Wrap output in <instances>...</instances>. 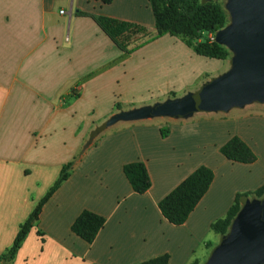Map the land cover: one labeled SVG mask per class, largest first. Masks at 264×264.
Wrapping results in <instances>:
<instances>
[{
	"label": "crops",
	"instance_id": "obj_1",
	"mask_svg": "<svg viewBox=\"0 0 264 264\" xmlns=\"http://www.w3.org/2000/svg\"><path fill=\"white\" fill-rule=\"evenodd\" d=\"M61 5L70 9L68 19ZM99 15L156 28L150 0H0V262L64 165L76 159L11 264H140L166 253L169 264H203L197 252L208 246L212 223L238 193L264 184V114L250 122L156 117L172 119L166 137L160 125L144 122L154 118L121 120L91 139L119 101L159 91L164 81L160 54L136 68L134 57L149 44L123 56ZM234 135L253 149L255 162L221 153ZM133 161L147 166L152 186L144 194L124 173ZM202 165L214 171L209 190L184 224L170 223L159 202ZM85 209L106 217L93 243L71 229Z\"/></svg>",
	"mask_w": 264,
	"mask_h": 264
},
{
	"label": "trees",
	"instance_id": "obj_2",
	"mask_svg": "<svg viewBox=\"0 0 264 264\" xmlns=\"http://www.w3.org/2000/svg\"><path fill=\"white\" fill-rule=\"evenodd\" d=\"M103 1L109 3L112 0ZM150 2L155 17L156 36L133 46H131L133 41L130 36L141 34L145 37L148 34L147 27L105 15L95 17L106 34L123 50V56L130 55L150 40L170 34L180 36L184 43L198 55L218 60L229 58L230 50L215 41L216 33L228 23V14L221 0H212L207 3H203L202 0H150ZM117 109H121L119 104ZM161 134L163 137L168 136L169 129L161 128ZM220 150L233 162L253 163L257 160L253 149L237 135L232 136ZM75 160L64 165L57 180L20 225L13 244L2 255L0 264L13 262L31 228L39 220L43 206L69 178ZM124 173L136 193L144 194L151 188L152 182L145 162L133 161L125 164ZM214 176V171L205 165L194 170L159 202L163 217L172 224H184L209 190ZM248 195L263 197L264 184L256 190L238 193L235 203L226 216L212 223L213 231L220 235L229 231L232 221L241 209V198ZM105 223V216L85 209L75 219L71 229L86 242L93 243ZM169 259L170 255L166 253L147 259L140 264H169ZM189 264H199V261L195 260Z\"/></svg>",
	"mask_w": 264,
	"mask_h": 264
},
{
	"label": "water",
	"instance_id": "obj_3",
	"mask_svg": "<svg viewBox=\"0 0 264 264\" xmlns=\"http://www.w3.org/2000/svg\"><path fill=\"white\" fill-rule=\"evenodd\" d=\"M227 8L232 24L219 30L215 41L238 54L230 71L182 97L117 112L92 133L91 139L121 120L188 118L196 112L229 111L232 105L264 98V0H228ZM203 264H264V197L241 198V209L229 231L221 235Z\"/></svg>",
	"mask_w": 264,
	"mask_h": 264
},
{
	"label": "rangeland",
	"instance_id": "obj_4",
	"mask_svg": "<svg viewBox=\"0 0 264 264\" xmlns=\"http://www.w3.org/2000/svg\"><path fill=\"white\" fill-rule=\"evenodd\" d=\"M221 1L228 14V23L226 25L228 26L232 24L233 17L230 10L227 8L228 0ZM60 9H63L61 15H64L68 19L70 16V9L68 6L61 5ZM70 29L71 24L69 25V30ZM147 29L148 34L145 37H142L141 34L130 36L131 41H133L131 46L156 36V28L151 29L147 27ZM147 44L149 45L146 46ZM143 46H146V49L140 52L137 57H134V66L136 68L151 66L156 60L154 57L156 56L158 58L159 53L161 58L159 62L163 64L161 65V69L163 70V72H161V80H164L161 81V89L153 93L139 92L129 98L131 102L119 101L117 104L121 106V109H117L116 107L118 112L130 110L128 108L133 104L138 106L143 103L162 102L168 97H182L190 92H195L206 80L209 81L212 78L219 77L230 71L233 68V59L238 56L235 51L228 47L230 56L227 60L203 57L187 47L180 36L170 34L150 40L141 47ZM158 47L161 48V50H158ZM172 76L176 79L175 82H171ZM195 114V117H192L190 120L188 119V122H195L199 119L225 121L249 120L248 122H250L253 121L251 118L264 114V98H252L244 105H232L229 111H202L196 112ZM171 120L170 118H154L144 122L157 124L160 125L161 128L169 129L172 123ZM117 124L120 125L122 123L119 121ZM248 197L250 199L259 198L254 195H248ZM220 240V234L212 230V233L208 236V246L199 248L197 256L205 262L209 258L212 249L219 244Z\"/></svg>",
	"mask_w": 264,
	"mask_h": 264
}]
</instances>
